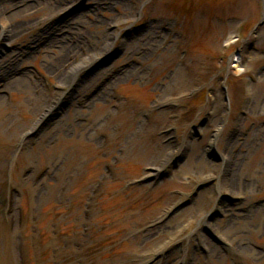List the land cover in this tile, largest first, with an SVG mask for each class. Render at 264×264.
Listing matches in <instances>:
<instances>
[{"label": "rangeland", "instance_id": "1", "mask_svg": "<svg viewBox=\"0 0 264 264\" xmlns=\"http://www.w3.org/2000/svg\"><path fill=\"white\" fill-rule=\"evenodd\" d=\"M0 264H264L262 0H0Z\"/></svg>", "mask_w": 264, "mask_h": 264}, {"label": "bare ground", "instance_id": "2", "mask_svg": "<svg viewBox=\"0 0 264 264\" xmlns=\"http://www.w3.org/2000/svg\"><path fill=\"white\" fill-rule=\"evenodd\" d=\"M76 69H77V68H74V69H73V72H75V71H76ZM160 167H162V169H163V167H164V164H163V165H161ZM158 172H159V170H158V169H156V171H155L154 173H155V174H157Z\"/></svg>", "mask_w": 264, "mask_h": 264}]
</instances>
